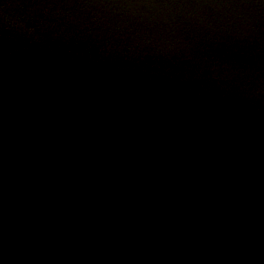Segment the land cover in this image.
<instances>
[{
  "label": "water",
  "instance_id": "water-1",
  "mask_svg": "<svg viewBox=\"0 0 264 264\" xmlns=\"http://www.w3.org/2000/svg\"><path fill=\"white\" fill-rule=\"evenodd\" d=\"M0 264H264V0H0Z\"/></svg>",
  "mask_w": 264,
  "mask_h": 264
}]
</instances>
